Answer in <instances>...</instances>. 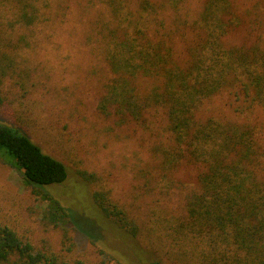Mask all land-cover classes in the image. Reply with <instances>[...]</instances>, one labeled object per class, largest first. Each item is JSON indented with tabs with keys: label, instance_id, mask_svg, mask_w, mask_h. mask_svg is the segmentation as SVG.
Instances as JSON below:
<instances>
[{
	"label": "trees",
	"instance_id": "1",
	"mask_svg": "<svg viewBox=\"0 0 264 264\" xmlns=\"http://www.w3.org/2000/svg\"><path fill=\"white\" fill-rule=\"evenodd\" d=\"M5 1L12 5L9 12L21 27L41 22L63 25L71 6L81 2ZM100 1L107 6L111 25L101 32L106 75L95 103L97 111L113 117L118 126H139L149 133L153 140L148 151L160 180L182 164L195 167V187L187 194L185 220L177 224V231L184 238L206 242L200 264H264L261 133L247 120H219L200 113L206 100L221 94L237 114L264 109V0L247 9H238L233 0H196L200 2L196 11L186 9L189 0ZM238 30L242 38L230 41ZM252 30L259 31L253 42L249 40ZM26 40L19 36L16 46ZM15 68L12 57L0 54V106L2 80ZM150 119L159 120L161 130H155ZM0 155L22 172L24 184L42 201V224L61 227L64 234L69 226L93 243L95 238L103 243L96 225L87 220L96 234L76 226L74 212L46 187L68 179L69 167L62 160L20 127L3 121ZM78 172L80 183L92 179L91 174ZM91 199L108 222L137 234L133 216L107 191L93 190ZM132 253L142 264H166L158 259L145 261L136 249ZM0 264L84 262L69 263L56 251L37 247L0 223Z\"/></svg>",
	"mask_w": 264,
	"mask_h": 264
},
{
	"label": "rangeland",
	"instance_id": "2",
	"mask_svg": "<svg viewBox=\"0 0 264 264\" xmlns=\"http://www.w3.org/2000/svg\"><path fill=\"white\" fill-rule=\"evenodd\" d=\"M233 1L238 9H247L257 0ZM189 2L187 10L199 9V1ZM11 6L0 0V54L16 63L2 80L0 121L20 127L69 167L64 183L46 187L74 212L71 217L76 226L93 233L96 225L103 243L96 238L93 243L85 233L69 226L64 234L61 227L42 224V201L24 184L22 172L1 155L0 223L37 247L56 251L69 263L78 259L84 264H142L132 253L136 249L143 252L145 261L200 264L206 242L184 238L177 231V224L185 220L187 194L195 187V167L182 164L166 180H160L148 151L153 140L149 133L139 126H118L113 117L96 109L106 75L101 32L111 25L107 6L100 0H81L67 12L65 24L41 22L27 27L14 23ZM258 32L252 30L251 42ZM21 35L27 40L17 47ZM241 38L238 30L230 41ZM200 113L219 120H247L256 125L264 142V109L260 107L237 114L221 94L206 100ZM150 120L155 130H161L159 120ZM78 171L91 174L92 179L82 184ZM96 189L107 191L112 201L133 216L135 236L103 216L91 199Z\"/></svg>",
	"mask_w": 264,
	"mask_h": 264
}]
</instances>
